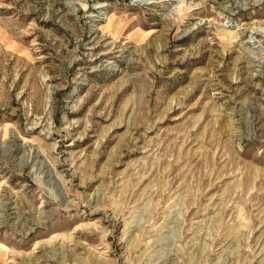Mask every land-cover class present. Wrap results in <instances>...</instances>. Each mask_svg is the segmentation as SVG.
<instances>
[{"label": "rangeland", "instance_id": "obj_1", "mask_svg": "<svg viewBox=\"0 0 264 264\" xmlns=\"http://www.w3.org/2000/svg\"><path fill=\"white\" fill-rule=\"evenodd\" d=\"M0 264H264V0H0Z\"/></svg>", "mask_w": 264, "mask_h": 264}]
</instances>
